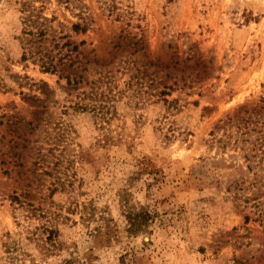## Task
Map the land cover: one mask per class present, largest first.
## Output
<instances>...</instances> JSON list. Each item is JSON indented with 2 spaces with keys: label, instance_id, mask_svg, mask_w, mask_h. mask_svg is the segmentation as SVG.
<instances>
[{
  "label": "rangeland",
  "instance_id": "1",
  "mask_svg": "<svg viewBox=\"0 0 264 264\" xmlns=\"http://www.w3.org/2000/svg\"><path fill=\"white\" fill-rule=\"evenodd\" d=\"M0 264H264V0H0Z\"/></svg>",
  "mask_w": 264,
  "mask_h": 264
},
{
  "label": "trees",
  "instance_id": "2",
  "mask_svg": "<svg viewBox=\"0 0 264 264\" xmlns=\"http://www.w3.org/2000/svg\"><path fill=\"white\" fill-rule=\"evenodd\" d=\"M73 28L76 31L85 30L87 28L86 24L81 25L79 22L73 24ZM149 213L147 211H140L134 216L130 217L129 226L134 230L138 231L146 226Z\"/></svg>",
  "mask_w": 264,
  "mask_h": 264
}]
</instances>
